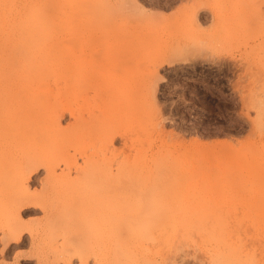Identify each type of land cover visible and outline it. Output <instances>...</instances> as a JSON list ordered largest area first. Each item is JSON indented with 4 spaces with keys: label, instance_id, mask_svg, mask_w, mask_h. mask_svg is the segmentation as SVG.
<instances>
[{
    "label": "rangeland",
    "instance_id": "1",
    "mask_svg": "<svg viewBox=\"0 0 264 264\" xmlns=\"http://www.w3.org/2000/svg\"><path fill=\"white\" fill-rule=\"evenodd\" d=\"M0 264H264V0H0Z\"/></svg>",
    "mask_w": 264,
    "mask_h": 264
},
{
    "label": "bare ground",
    "instance_id": "2",
    "mask_svg": "<svg viewBox=\"0 0 264 264\" xmlns=\"http://www.w3.org/2000/svg\"><path fill=\"white\" fill-rule=\"evenodd\" d=\"M171 5H172V3H168V4L165 5V7L168 8V7L171 6ZM191 6L193 7V5H191ZM192 7H190V10H191V9L194 10V9L196 8V6H194L195 8H192ZM197 9H198V8H197ZM193 10H192V13L195 14V13H196V9H195V11H193ZM207 10H208V11H211V12L215 15V11H213L212 9H211V10H210V9H207ZM198 11H199V10H197V13H198ZM206 12H207V11H206ZM197 13H196V14H197ZM196 14H195V15H196ZM211 18H212L211 15L205 13V11H204V12L202 13L201 17H200V20H199L198 24H199V25L207 26V25H209V23H210V21H211ZM205 28H206V27H205ZM219 68L221 69V72H222V69H223V73H218V72H216V73H213V72H210V73H209V72H204V73H206V75H207V73H208V76H205V77H207V80H208V79L211 80V79H212L211 76H212L213 74H214L215 77H217V76L220 75V74H224V73H226V70H225V69H226L227 67H225V66H224V67H223V66H220ZM219 68H218V69H219ZM209 69H210V68H209ZM218 69H216V70L218 71ZM210 70H211V69H210ZM212 70H213V69H212ZM212 70H211V71H212ZM207 71H209V70H207ZM213 71H214V70H213ZM214 72H215V71H214ZM204 75H205V74H204ZM226 75H227V73H226ZM205 77H203V78L206 79ZM215 77H214V78H215ZM222 87H223V86H222ZM195 212H197V211H186V213H195ZM16 239H17V240H20V239H21V235L19 234V235L16 237Z\"/></svg>",
    "mask_w": 264,
    "mask_h": 264
},
{
    "label": "flooded vegetation",
    "instance_id": "3",
    "mask_svg": "<svg viewBox=\"0 0 264 264\" xmlns=\"http://www.w3.org/2000/svg\"><path fill=\"white\" fill-rule=\"evenodd\" d=\"M202 97H204V96H202Z\"/></svg>",
    "mask_w": 264,
    "mask_h": 264
}]
</instances>
